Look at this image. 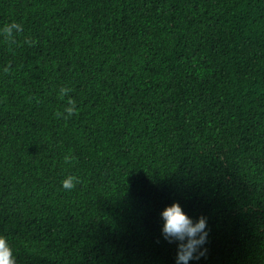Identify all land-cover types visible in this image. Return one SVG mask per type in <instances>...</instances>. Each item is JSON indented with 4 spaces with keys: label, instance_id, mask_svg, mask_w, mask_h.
Instances as JSON below:
<instances>
[{
    "label": "trees",
    "instance_id": "1",
    "mask_svg": "<svg viewBox=\"0 0 264 264\" xmlns=\"http://www.w3.org/2000/svg\"><path fill=\"white\" fill-rule=\"evenodd\" d=\"M13 22L0 234L17 264H175L172 202L208 221L192 264H264V0H0Z\"/></svg>",
    "mask_w": 264,
    "mask_h": 264
},
{
    "label": "clouds",
    "instance_id": "2",
    "mask_svg": "<svg viewBox=\"0 0 264 264\" xmlns=\"http://www.w3.org/2000/svg\"><path fill=\"white\" fill-rule=\"evenodd\" d=\"M22 27L18 23L6 25L2 31L7 37H12L14 32H19ZM69 92L68 88L62 87L60 95L64 96ZM75 111V107L69 106L65 109L67 115H71ZM58 116L64 113H57ZM67 118V116H65ZM65 161L71 159L70 156H65ZM79 183L76 176L68 175L61 181L62 187L65 190H72ZM162 220L160 234L164 240L169 243H175L176 255L175 264H192L199 261L207 255V240H208V221L203 215L195 220L189 216L179 202H172L164 206L160 213ZM0 264H17L14 249L10 244L7 236L0 234Z\"/></svg>",
    "mask_w": 264,
    "mask_h": 264
}]
</instances>
